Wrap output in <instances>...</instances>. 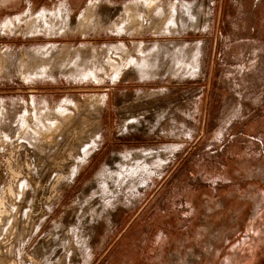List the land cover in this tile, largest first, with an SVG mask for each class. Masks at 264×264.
Segmentation results:
<instances>
[{
  "label": "rangeland",
  "instance_id": "rangeland-1",
  "mask_svg": "<svg viewBox=\"0 0 264 264\" xmlns=\"http://www.w3.org/2000/svg\"><path fill=\"white\" fill-rule=\"evenodd\" d=\"M147 1L0 0V264H264V0Z\"/></svg>",
  "mask_w": 264,
  "mask_h": 264
},
{
  "label": "bare ground",
  "instance_id": "bare-ground-1",
  "mask_svg": "<svg viewBox=\"0 0 264 264\" xmlns=\"http://www.w3.org/2000/svg\"><path fill=\"white\" fill-rule=\"evenodd\" d=\"M147 1V0H146ZM147 2H155V0H148ZM156 3V2H155ZM147 8V7H146ZM150 8V7H149ZM148 9V8H147ZM71 60V59H70ZM69 59H68V61H67V63H66V68L67 67H69L70 66V61ZM54 70V68H51V69H48V68H46V67H44V68H40L39 70H37L34 74H35V76L34 77H39L40 75H42L43 73H48V72H51V71H53Z\"/></svg>",
  "mask_w": 264,
  "mask_h": 264
},
{
  "label": "crops",
  "instance_id": "crops-1",
  "mask_svg": "<svg viewBox=\"0 0 264 264\" xmlns=\"http://www.w3.org/2000/svg\"><path fill=\"white\" fill-rule=\"evenodd\" d=\"M147 3H148V2H147ZM157 3H159V1H158ZM148 4H150V3H148ZM174 5L176 6V3L172 4L171 7H173ZM152 6H154V5H152ZM123 9H124V8H123Z\"/></svg>",
  "mask_w": 264,
  "mask_h": 264
}]
</instances>
